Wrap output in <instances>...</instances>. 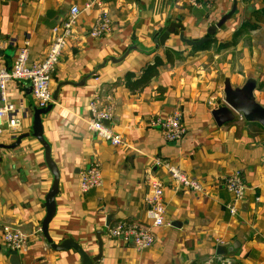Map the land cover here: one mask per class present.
<instances>
[{
  "label": "crops",
  "instance_id": "0c3cea01",
  "mask_svg": "<svg viewBox=\"0 0 264 264\" xmlns=\"http://www.w3.org/2000/svg\"><path fill=\"white\" fill-rule=\"evenodd\" d=\"M90 2H95L93 7L84 10ZM233 4L234 0H0V69L12 67L26 40L31 43L30 62L42 61L50 50L53 28L68 18L73 6L82 10L53 74L52 98L62 84L58 98L43 116L44 136L60 170L57 211L49 224L54 243L71 237L94 256L99 252L97 233L104 231L103 257L97 264H264V127L242 115L220 126L213 116L225 105L227 77L235 87L255 78V97L264 104V0H237L235 15L205 47L183 43L180 29L165 45H157L155 39L171 22L183 24L190 40L206 38ZM104 10L111 30L92 37ZM167 51L174 52V64H167ZM157 58L165 63L158 76L143 89L129 88L126 76H141ZM31 92L26 80L8 85L21 127L11 132L4 124L0 139V264H13L3 237L6 228L28 236L19 251L22 264H81L77 251H55L42 231L53 182L43 145L30 136L12 147L32 130ZM95 97L101 107H112L110 126L122 136V145L114 147L90 132V101ZM174 113L187 130L177 142L166 141L160 128L151 125L152 119ZM94 163L101 166L103 185L82 193L81 174ZM164 163L200 179L204 191L174 182ZM235 171L242 174L247 192L232 214L228 205L233 197L223 178ZM150 175L165 183L166 224L154 229L152 247L137 251L111 238L108 228L122 220L150 225L145 202Z\"/></svg>",
  "mask_w": 264,
  "mask_h": 264
},
{
  "label": "built area",
  "instance_id": "2783aa9c",
  "mask_svg": "<svg viewBox=\"0 0 264 264\" xmlns=\"http://www.w3.org/2000/svg\"><path fill=\"white\" fill-rule=\"evenodd\" d=\"M101 5L100 2H96ZM95 2L87 3L84 10H89ZM82 10L78 6L71 8L67 19L60 22L53 28L54 38L46 57L39 62H30L29 40L24 41L19 48L10 69H0V139L5 133L4 124L7 130L17 132L21 127V119L18 117L19 109L8 97V85L15 81L26 80L32 86V98L35 106L46 108L53 101L51 82L53 74L59 65L63 51L68 40L72 37L75 25ZM111 30V19L107 11H103L96 20L92 30V37H101ZM113 118L111 106L101 107L97 97L90 101V118L88 128L98 138L110 143L114 147L122 145L123 138L115 133L110 126ZM151 125L160 128L166 141H180L186 134V127L182 124L178 113L167 117H156L152 119ZM169 177L183 187L203 192L204 185L200 179L188 175L180 167L170 163H164ZM150 190L145 197L147 204V215L151 221L150 225H142L135 221L122 220L108 228L111 238L121 241L124 245H131L137 251H143L155 242L154 229L166 224V203L164 200L165 183L158 177L150 175ZM223 184L232 195L233 201L228 205L232 214L237 212L239 203L245 198L247 192L246 183L239 171H235L223 178ZM103 185V174L99 163L81 174L79 188L82 193ZM4 242L10 250H22L28 241V236L13 228H6L4 231Z\"/></svg>",
  "mask_w": 264,
  "mask_h": 264
},
{
  "label": "water",
  "instance_id": "95a60500",
  "mask_svg": "<svg viewBox=\"0 0 264 264\" xmlns=\"http://www.w3.org/2000/svg\"><path fill=\"white\" fill-rule=\"evenodd\" d=\"M236 10L237 0H234L232 8L226 14H224L215 25L209 28V36L201 40H190L186 38L183 24L171 22L167 28L157 31L160 33L158 40H156L157 45H165L170 35L174 34L178 29H180L179 37L183 43H186L190 46L203 45L209 40H211L217 33L218 29H221L235 15ZM0 54H2L1 49ZM86 80L87 78L83 81ZM61 85L58 86L57 90L53 94V99L55 98L57 100ZM256 88L257 80L255 78H249L243 86L235 87L232 85L230 78L227 77L224 82L225 105L218 107L213 111V116L217 121L218 125H224L227 122L235 120L237 115H242L243 118L246 119L248 122H257L264 127V104L257 101L254 94ZM30 89L32 90L31 85ZM52 107V104L48 105L46 108L34 106V115L32 120L31 132L19 137L17 139V142L13 144L12 147L18 146L23 138H28L32 136L39 140V142L43 145L45 149V159L49 169L53 174V182L52 187L46 196V216L43 220L42 231L45 237L47 238L48 242L51 244L52 249H54L55 251H65L69 249H74L81 256V264H97L103 257L104 243L101 239V236L104 234V231H100L97 233L99 252L97 255L94 256L89 255V253H87V251H85V249L71 237L64 239L59 244H56L52 241L51 237L49 236V224L55 217L57 211L56 198L60 192V170L52 158L51 146L44 136L43 127V116L47 115L51 111ZM110 219L111 217H109L107 221L109 222ZM219 249L225 251L224 246H220ZM8 256L10 257L13 264H22L19 251L9 250Z\"/></svg>",
  "mask_w": 264,
  "mask_h": 264
},
{
  "label": "trees",
  "instance_id": "16d2710c",
  "mask_svg": "<svg viewBox=\"0 0 264 264\" xmlns=\"http://www.w3.org/2000/svg\"><path fill=\"white\" fill-rule=\"evenodd\" d=\"M160 36V33L157 32L155 34V39L158 40ZM229 44V43H228ZM228 44H224L221 46H228ZM202 47H205L203 44ZM174 52L172 51H167L166 57H167V64L169 63L174 64L175 62V57H174ZM176 56V55H175ZM164 61L161 58H157L153 64H149L143 71L142 75L139 77H135L133 73H129L126 78H127V85L129 88L136 90V89H143L146 86H148L153 78L158 76L160 72V66L164 65Z\"/></svg>",
  "mask_w": 264,
  "mask_h": 264
}]
</instances>
